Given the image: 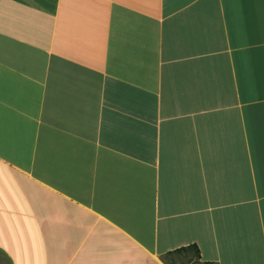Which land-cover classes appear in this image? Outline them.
<instances>
[{"label":"crops","instance_id":"1","mask_svg":"<svg viewBox=\"0 0 264 264\" xmlns=\"http://www.w3.org/2000/svg\"><path fill=\"white\" fill-rule=\"evenodd\" d=\"M264 264V0H0V264Z\"/></svg>","mask_w":264,"mask_h":264},{"label":"rangeland","instance_id":"2","mask_svg":"<svg viewBox=\"0 0 264 264\" xmlns=\"http://www.w3.org/2000/svg\"><path fill=\"white\" fill-rule=\"evenodd\" d=\"M193 257L194 250L190 249L189 251L178 253L176 256L172 257L173 261L170 264H195V262L192 261Z\"/></svg>","mask_w":264,"mask_h":264},{"label":"trees","instance_id":"3","mask_svg":"<svg viewBox=\"0 0 264 264\" xmlns=\"http://www.w3.org/2000/svg\"><path fill=\"white\" fill-rule=\"evenodd\" d=\"M191 248H194V249L197 250V252H198V247H197V245H195V244L189 245V246H187V247H182L181 249H178V251H180V250H184V249H191Z\"/></svg>","mask_w":264,"mask_h":264}]
</instances>
